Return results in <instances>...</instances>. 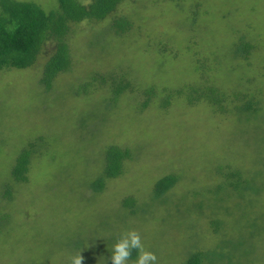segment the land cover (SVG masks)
Wrapping results in <instances>:
<instances>
[{
	"label": "rangeland",
	"instance_id": "1",
	"mask_svg": "<svg viewBox=\"0 0 264 264\" xmlns=\"http://www.w3.org/2000/svg\"><path fill=\"white\" fill-rule=\"evenodd\" d=\"M67 35L72 69L49 87L40 69L54 40L31 67L0 71V264H70L79 251L111 264L130 228L157 264H186L195 249L201 264H264V0H121ZM241 41L252 45L242 54ZM120 81L129 86L111 100ZM205 81L230 99L190 98ZM239 91L260 108L241 111ZM108 144L130 155L92 191ZM165 172L177 181L161 195Z\"/></svg>",
	"mask_w": 264,
	"mask_h": 264
},
{
	"label": "trees",
	"instance_id": "2",
	"mask_svg": "<svg viewBox=\"0 0 264 264\" xmlns=\"http://www.w3.org/2000/svg\"><path fill=\"white\" fill-rule=\"evenodd\" d=\"M121 0H91L85 4L79 0H58V5L48 10L43 9L33 1L28 0H0V71L7 72L9 68H29L37 62V58L43 50V45L49 40L56 41L52 53L46 58L44 64L41 63L40 80L44 86L49 87L53 77L62 71L68 72L71 67L72 58L69 53V44L67 42L68 30L71 24L77 23L86 18L88 20H100L108 12L114 9ZM118 27L125 30L130 25L128 18L118 19ZM251 43L242 42L239 53L242 54ZM96 78V77H94ZM205 81L200 87H192L189 92L190 98L192 91L198 92L194 98H206L209 102L216 105L228 101L230 98H223L217 92L218 88L212 83ZM111 100L123 92L129 86L128 81L111 85ZM146 90V91H145ZM144 90L146 93L155 94L153 89L148 87ZM201 93V94H200ZM236 106L241 111H257L260 108V98H255L254 93L237 92L234 96ZM237 97V98H236ZM232 99V98H231ZM148 102V99L144 100ZM213 104V105H215ZM228 105V104H227ZM145 106V105H144ZM226 107V106H225ZM222 109V107H220ZM225 111V109H223ZM222 112V111H221ZM250 114L245 119V124L249 123ZM34 141L23 147L16 158L12 168V175L16 180H25L32 156ZM106 164L103 171L91 182L92 191L99 192L103 189L104 179L114 177L121 173L122 162L130 155L128 146L125 148L116 145H107ZM264 174V169L261 170ZM165 175L156 182L161 189L158 190L161 195L172 187L177 181V176L173 172H165ZM132 196V195H131ZM126 198V197H125ZM130 205V200L124 201ZM4 216H1L2 219ZM204 251L195 249L191 251L186 259V264H201ZM136 253L133 252V259ZM84 264V263H82Z\"/></svg>",
	"mask_w": 264,
	"mask_h": 264
},
{
	"label": "clouds",
	"instance_id": "3",
	"mask_svg": "<svg viewBox=\"0 0 264 264\" xmlns=\"http://www.w3.org/2000/svg\"><path fill=\"white\" fill-rule=\"evenodd\" d=\"M110 251L111 264H157V256L145 247L141 234L136 229L121 232ZM133 252L136 253L135 259ZM83 260L79 251L70 258V264H82Z\"/></svg>",
	"mask_w": 264,
	"mask_h": 264
}]
</instances>
